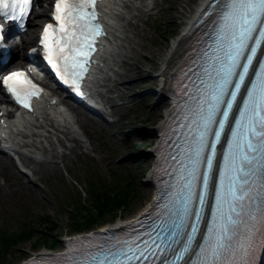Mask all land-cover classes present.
Instances as JSON below:
<instances>
[{"label":"snow or ice","instance_id":"1","mask_svg":"<svg viewBox=\"0 0 264 264\" xmlns=\"http://www.w3.org/2000/svg\"><path fill=\"white\" fill-rule=\"evenodd\" d=\"M32 0H0L2 5H20V12H24V5L31 6ZM97 0H55L53 16L58 25L49 22L43 32L45 54L53 65L58 66L59 58L63 57L65 65L69 61L73 67H78L81 72L87 70L88 57L95 50V38L102 31L98 23L96 11ZM258 26L259 29H258ZM3 24H0V41L3 40ZM58 28V31L56 30ZM218 55L213 59L216 68L206 91L207 96H200L197 107L200 113L197 116L195 149L190 162L192 174L195 178L197 166L203 163L202 156L208 149L211 155L206 157L208 172L203 177L204 189L207 191L209 177L213 167V158L216 155L215 144H209V135L214 134L216 141L220 139L229 111L233 107L237 93L244 81L252 56L246 57L248 64H242L248 41L253 39V33L259 30L264 37V0H230L221 22ZM259 43V40H257ZM35 51V50H33ZM252 48L251 52L255 53ZM84 57L85 59H79ZM243 71H238V69ZM264 68V65H262ZM59 70V69H58ZM239 77V82H234V77ZM5 83L12 82L11 91L16 94L20 103L29 105L28 95L21 93L17 83L39 85L24 76L23 69L9 72L4 77ZM235 88L232 91L231 88ZM230 96L231 99H226ZM226 105V109L222 106ZM221 112L224 119L217 121V113ZM219 124V131L213 133L212 126ZM260 129V131H257ZM233 139L228 143V150L224 153V167L220 172V188L216 192V207L213 210V226L209 228L206 237L207 246L201 248L199 264H255L258 247H264V207L254 209V201L264 198V77H261L259 88L253 84L249 91L248 99L244 101V109L240 112V119L236 121V129L232 131ZM194 194L189 187L187 198L182 201L183 216H189V202ZM203 207L204 198L199 197ZM200 219L199 212L194 213ZM257 223L260 227H257ZM243 226V227H242ZM196 231L193 225V232ZM192 240V236L188 237ZM160 250V245L153 241L146 245L145 251L151 247ZM188 250L184 245L183 251ZM126 255L121 252L123 261L136 259L135 252H140V247L135 250L129 246ZM111 255V254H110ZM144 252H141V256ZM94 264H122L118 257L111 260L100 259Z\"/></svg>","mask_w":264,"mask_h":264},{"label":"rangeland","instance_id":"2","mask_svg":"<svg viewBox=\"0 0 264 264\" xmlns=\"http://www.w3.org/2000/svg\"><path fill=\"white\" fill-rule=\"evenodd\" d=\"M199 2L201 0H196L194 7L186 10L183 0H147L154 8L147 11L148 22L141 27L145 30L146 41L155 52L153 62L146 63V75L142 78L136 79L137 74L130 73L132 79L125 84L113 79L105 81L111 87L104 88L109 99L104 102L103 113L109 121L97 118L88 119L89 123L85 125L76 123L79 137L85 141V145L76 139L59 142L55 138L52 162L49 161L47 165L35 164L37 171H29V177L24 175L22 180L16 178L9 167L3 169L0 162V227L10 218L21 219L27 210L49 215L56 224V229L46 240L34 237L20 244L8 255L4 264H21L35 253L65 249V239L80 232H70L69 202L79 199L81 194L87 197L91 173L105 178H110L115 169L129 173L135 180V194L122 211V216L115 220L106 219L101 225L86 231L115 227L120 220L136 217L152 201L155 188L147 180L154 169V150L159 141L158 124L162 119H156L154 109L157 104L164 108L170 103V99L163 98L164 95L158 91V71L169 46L195 13ZM43 7L34 12V16L38 13L36 18H40L41 22L45 18ZM127 31L134 33L135 29L128 27ZM135 49L142 55L146 53L139 45ZM133 60V57H127L123 65H116L115 68L127 70L128 63ZM131 84L135 86L128 90ZM104 98L107 99L106 96ZM66 102L72 104L69 99ZM25 149L30 152V149ZM31 150L47 154L45 150ZM145 187H150L149 193L143 190ZM56 239L58 244L52 248V240Z\"/></svg>","mask_w":264,"mask_h":264},{"label":"bare ground","instance_id":"3","mask_svg":"<svg viewBox=\"0 0 264 264\" xmlns=\"http://www.w3.org/2000/svg\"><path fill=\"white\" fill-rule=\"evenodd\" d=\"M38 1L40 3H49V0ZM183 1L185 3L183 8L186 10L192 9L196 2V0ZM206 1L207 0H201V2H199L195 9V13L199 11ZM153 8L154 5L150 6L147 0H103L101 3L102 15L108 25V39L105 41L100 51L98 67L91 82L92 89L101 97V101H103V97L106 96L104 88H111L105 81L113 79L119 84H125L128 80L132 79V77L129 76L131 75L130 73H136V79L146 75V63L153 62L155 52L146 41L147 36L144 28L141 26L143 23L148 22L146 19L147 11ZM46 10L47 8L42 9V13L45 15L48 12ZM193 15H191L190 19L186 22L182 32L173 40L166 55L162 59V66L158 71V91L164 95L163 98H168L171 90L172 76L178 65L185 59L187 51L193 43L194 35L192 33L193 27L191 26ZM36 16H38V13L35 14L31 27L27 30V37L31 40L36 38L41 22V19L36 18ZM128 27L134 28L135 32L129 33L127 31ZM26 41L27 38L22 41V45L26 43ZM136 45L145 49V55L140 54V52L135 49ZM19 54L20 53L17 52V55ZM7 56L8 54L6 57ZM127 57L134 58L132 62L128 63L129 67L127 70L126 68L124 70L115 68L116 65H123L127 61ZM110 70H112V72H110ZM103 81L105 82L104 85L100 84ZM46 84L49 85L50 81L46 80ZM134 86V84L128 85L127 89L132 90ZM3 108V106H0V110H3ZM154 112L156 113V119L162 118L158 124L159 132L163 130L172 113V99L164 108L157 104ZM89 118L90 117L86 115L85 111L75 109L63 98H61V103L52 104L50 98L45 96L33 113L15 118L13 116L11 119H7L4 129L5 132L9 133L15 140L14 147L18 150L20 159L29 167L30 171H37L35 164L47 165L49 161L52 162V150L56 148V146H54L56 145L55 138L59 142L76 139L81 145H85V141L79 137V129L76 127V123L85 125V123H89ZM23 147L27 149L45 150L47 154L43 155L41 152L37 151H31V153H29L27 150H22ZM157 149L158 147H156L154 153ZM0 152V162L2 163L3 169L9 167L11 173L21 180L24 178V175L27 176L29 174H25L19 170L15 160L6 157L2 150H0ZM154 159L157 161V156L155 154ZM27 177H29V175ZM147 182L152 184L155 188L154 172L149 175ZM143 190L149 193L150 187H145ZM153 200L154 198L152 201ZM152 201L143 211L150 207ZM127 221L128 220H120L115 227H120ZM43 253L49 252L45 251Z\"/></svg>","mask_w":264,"mask_h":264},{"label":"trees","instance_id":"4","mask_svg":"<svg viewBox=\"0 0 264 264\" xmlns=\"http://www.w3.org/2000/svg\"><path fill=\"white\" fill-rule=\"evenodd\" d=\"M110 178L91 173L88 184V195L69 202L70 232H82L99 226L108 220L122 216L135 194V180L132 175L122 170H113ZM102 176V177H101ZM21 219H10L0 227V264L20 244L41 238L46 240L56 229L55 220L49 215L27 210ZM52 240L51 247L58 243ZM49 245V246H50Z\"/></svg>","mask_w":264,"mask_h":264}]
</instances>
